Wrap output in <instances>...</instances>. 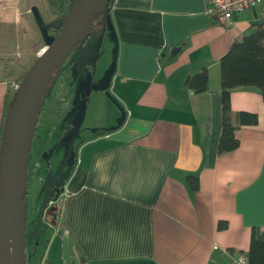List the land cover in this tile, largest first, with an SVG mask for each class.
<instances>
[{
  "label": "crops",
  "instance_id": "1",
  "mask_svg": "<svg viewBox=\"0 0 264 264\" xmlns=\"http://www.w3.org/2000/svg\"><path fill=\"white\" fill-rule=\"evenodd\" d=\"M16 1L17 11L24 0ZM255 5L222 26L206 0L111 2L103 14L111 73L94 87L101 117L75 147L58 227L32 264H235L245 257L250 230H264V102L257 89L232 90L238 145L218 155V60L264 16V5ZM201 67L207 84L196 95L188 83ZM10 89L0 81V125ZM241 114H254L255 125L240 123Z\"/></svg>",
  "mask_w": 264,
  "mask_h": 264
},
{
  "label": "rangeland",
  "instance_id": "2",
  "mask_svg": "<svg viewBox=\"0 0 264 264\" xmlns=\"http://www.w3.org/2000/svg\"><path fill=\"white\" fill-rule=\"evenodd\" d=\"M16 2L0 0V81H5L7 87L11 86V82L4 72L19 64L23 58L31 63L44 45L31 15V7L37 9L42 24H48L53 19L45 0H24V5L20 4L17 11L13 9ZM75 2L71 0L68 3L67 12H70ZM105 13H108L107 9ZM9 23L13 28L11 34L2 29ZM94 24L93 28L86 31L85 41L74 46L62 61V75L47 85L39 102V112L34 117L35 130L27 142L26 152L28 161L25 176L28 185L21 201L25 264H32V258L40 257L55 234L58 222L54 213L60 207L58 196L63 191L61 183L74 162L75 147L81 138L90 135V128L101 117L100 107L103 103L94 87L100 76L105 81L111 73V55L110 58L105 55L109 38L104 32L105 25L95 21ZM53 29L50 27L46 31L48 38L54 39ZM98 36L102 37L94 61ZM83 102L85 110L77 123ZM33 128L34 125L31 130ZM56 244L57 239L51 245V250L56 248Z\"/></svg>",
  "mask_w": 264,
  "mask_h": 264
},
{
  "label": "water",
  "instance_id": "3",
  "mask_svg": "<svg viewBox=\"0 0 264 264\" xmlns=\"http://www.w3.org/2000/svg\"><path fill=\"white\" fill-rule=\"evenodd\" d=\"M76 1L67 15L48 24H42L34 6L30 9L44 46L37 53L26 77L15 89L14 101L4 115L0 140V264H24L21 201L25 192L27 142L32 136L31 128L35 124L34 117L41 97L48 88L53 71L63 63L74 46L86 38V31L93 25L97 11L103 12L109 0ZM50 27H62L54 39L46 34ZM101 37L96 39L94 61L100 49ZM177 49L173 48L170 55ZM86 80H89V76ZM84 110L83 102L77 123Z\"/></svg>",
  "mask_w": 264,
  "mask_h": 264
},
{
  "label": "trees",
  "instance_id": "4",
  "mask_svg": "<svg viewBox=\"0 0 264 264\" xmlns=\"http://www.w3.org/2000/svg\"><path fill=\"white\" fill-rule=\"evenodd\" d=\"M112 1L113 0H109L107 2L106 9H108ZM45 2L48 3L47 8L50 11V14H52L53 19L51 22H53L61 18V16L63 17L67 15L68 12L66 11V7L71 0H45ZM105 10L103 12L97 11V14L92 22L93 25L89 29L95 26L94 21L99 24L103 21V14H105ZM61 28L62 27H55L52 30L54 37H56ZM2 29L5 33H13L11 23L3 26ZM85 39H83V41H85ZM35 60L36 58H34L31 63H28V59L26 60L23 58L19 64H16L13 68L4 72L6 78L9 77L10 82L19 85L23 78L26 77L27 71H29ZM218 67L220 91L219 103L221 105V133L217 144V151L218 155H223V153L232 152L238 145V141L235 139L237 127L232 126L229 115V99L232 90L244 87L257 89L261 100L264 102V16L258 22L251 25V31L242 33L239 38L230 42V45L218 60ZM62 69L63 68H61L60 65L55 71H53V75L51 76V80L48 84H50L51 81H54L58 76L62 75ZM189 80V89L196 95L202 93L207 84L205 69L201 67L199 72ZM14 96L15 91L13 88L8 90L4 96L5 102H3L4 113L1 118L0 140L4 126V115L10 109L11 104L14 101ZM240 116H242L239 119L240 123H243L244 125H255L256 117L254 114H241ZM27 180L28 178L26 177L24 182L25 190L28 185ZM187 185L189 189L193 191L197 190V178L188 176ZM59 203L61 206L62 201ZM58 214L59 207L54 213V216L56 217ZM223 226L224 225L222 223H219L218 228H223ZM249 234V247L245 253V258L247 260L246 264H264V230L260 231L256 228H252Z\"/></svg>",
  "mask_w": 264,
  "mask_h": 264
},
{
  "label": "built area",
  "instance_id": "5",
  "mask_svg": "<svg viewBox=\"0 0 264 264\" xmlns=\"http://www.w3.org/2000/svg\"><path fill=\"white\" fill-rule=\"evenodd\" d=\"M208 5V13L216 24L229 26L231 23V13L239 12L244 9L253 7L255 4H263L264 0H206ZM14 90L18 87L15 83H11ZM247 260L243 256H239L235 264H246Z\"/></svg>",
  "mask_w": 264,
  "mask_h": 264
}]
</instances>
